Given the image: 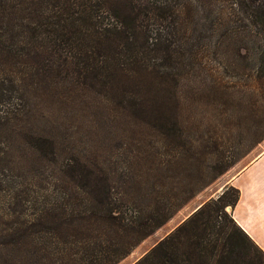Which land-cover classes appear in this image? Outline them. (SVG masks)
<instances>
[{"label": "trees", "instance_id": "trees-1", "mask_svg": "<svg viewBox=\"0 0 264 264\" xmlns=\"http://www.w3.org/2000/svg\"><path fill=\"white\" fill-rule=\"evenodd\" d=\"M222 1L0 0V134L7 132L13 168L48 165L41 201L25 200L15 216L12 197L0 215L2 264H118L235 163L211 160L223 134L194 138L200 126L184 118L180 96L201 67V43L233 46L238 31H227ZM234 1L253 24L264 20V0ZM254 35L238 46L241 58L264 50V26ZM39 90L68 104L81 96L118 138L105 151L62 150L73 140L65 129L33 126L28 102ZM244 108L259 118L256 106ZM252 132L258 143L264 124ZM238 197L225 187L134 264H264L225 212Z\"/></svg>", "mask_w": 264, "mask_h": 264}, {"label": "rangeland", "instance_id": "rangeland-1", "mask_svg": "<svg viewBox=\"0 0 264 264\" xmlns=\"http://www.w3.org/2000/svg\"><path fill=\"white\" fill-rule=\"evenodd\" d=\"M234 2L239 4L238 0ZM222 6L224 11L220 16L228 18L227 31H238L237 36H234L233 46L219 44L214 48L213 44L206 41L201 43L199 47L204 49L200 58L201 67L195 75H190V71L186 76L180 96L184 102V118L200 126V133L194 138L206 139L212 136V132L216 136L223 134L220 135L223 137L220 139L222 142L211 160L235 163L229 165L221 174H217L207 187L118 264H134L200 205L210 199H216L225 187H228L227 182L230 179L236 177L264 152V138L257 143V135L252 132L254 125L264 124V62L260 61L261 57L264 58V50L255 49L247 58H241L237 54L239 45L256 39L254 30L263 27L264 20L260 18L256 21L258 25L253 24L243 5L230 4V0H223ZM207 14L211 15V18L216 16L215 11ZM252 25H255L256 29ZM218 41L217 39L214 42ZM43 95L40 90L36 93L30 91L28 106L37 114L33 126L45 133L52 129V126L59 128L61 133L62 129H65L73 140L64 142L62 150L84 152L90 146L98 145V149L105 151L110 146L108 144H113L118 138L119 131L113 129L115 125L108 116L92 109L90 103L83 101L81 96L77 95L72 103L68 104L61 93L57 92L52 97ZM250 104L257 107L259 118L252 119L245 113V105ZM20 158L19 151L17 159ZM12 159L7 132L3 129L0 134V215L6 214L12 197L19 202V207L14 211L15 216L20 215L22 208L27 207L25 200L35 203L41 201L38 194L42 195V180L48 174L44 170H48L45 163L43 168L42 164L30 166L31 162H28L29 165L22 162V166L13 168ZM29 206L37 208L35 204ZM227 208L225 212L229 213Z\"/></svg>", "mask_w": 264, "mask_h": 264}, {"label": "crops", "instance_id": "crops-1", "mask_svg": "<svg viewBox=\"0 0 264 264\" xmlns=\"http://www.w3.org/2000/svg\"><path fill=\"white\" fill-rule=\"evenodd\" d=\"M239 197L229 214L264 253V152L227 182Z\"/></svg>", "mask_w": 264, "mask_h": 264}, {"label": "water", "instance_id": "water-1", "mask_svg": "<svg viewBox=\"0 0 264 264\" xmlns=\"http://www.w3.org/2000/svg\"><path fill=\"white\" fill-rule=\"evenodd\" d=\"M229 208H227V210H228Z\"/></svg>", "mask_w": 264, "mask_h": 264}]
</instances>
